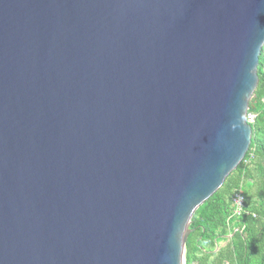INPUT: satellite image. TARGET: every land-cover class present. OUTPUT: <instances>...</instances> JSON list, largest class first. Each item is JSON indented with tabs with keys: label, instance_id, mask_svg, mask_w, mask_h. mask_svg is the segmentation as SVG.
I'll return each instance as SVG.
<instances>
[{
	"label": "water",
	"instance_id": "obj_1",
	"mask_svg": "<svg viewBox=\"0 0 264 264\" xmlns=\"http://www.w3.org/2000/svg\"><path fill=\"white\" fill-rule=\"evenodd\" d=\"M263 47L264 0H0V264H185Z\"/></svg>",
	"mask_w": 264,
	"mask_h": 264
},
{
	"label": "trees",
	"instance_id": "obj_2",
	"mask_svg": "<svg viewBox=\"0 0 264 264\" xmlns=\"http://www.w3.org/2000/svg\"><path fill=\"white\" fill-rule=\"evenodd\" d=\"M258 76L248 111L255 115L250 148L223 186L194 213L185 264H264V47ZM239 190L244 211L236 216L233 198Z\"/></svg>",
	"mask_w": 264,
	"mask_h": 264
},
{
	"label": "built area",
	"instance_id": "obj_3",
	"mask_svg": "<svg viewBox=\"0 0 264 264\" xmlns=\"http://www.w3.org/2000/svg\"><path fill=\"white\" fill-rule=\"evenodd\" d=\"M247 121L249 124L253 123L255 121V115L253 114H248L247 115ZM234 212L233 215L240 216L242 212L244 211V196L242 194V191L239 190L235 195H234Z\"/></svg>",
	"mask_w": 264,
	"mask_h": 264
},
{
	"label": "crops",
	"instance_id": "obj_4",
	"mask_svg": "<svg viewBox=\"0 0 264 264\" xmlns=\"http://www.w3.org/2000/svg\"><path fill=\"white\" fill-rule=\"evenodd\" d=\"M224 244H225V243H223L222 245H224ZM222 245H221V246H222Z\"/></svg>",
	"mask_w": 264,
	"mask_h": 264
}]
</instances>
